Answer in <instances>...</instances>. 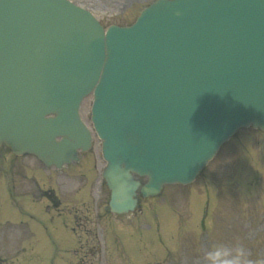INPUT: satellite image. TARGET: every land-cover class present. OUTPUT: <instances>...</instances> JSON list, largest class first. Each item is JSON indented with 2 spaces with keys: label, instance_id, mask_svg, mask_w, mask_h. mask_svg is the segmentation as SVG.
I'll return each mask as SVG.
<instances>
[{
  "label": "rangeland",
  "instance_id": "rangeland-1",
  "mask_svg": "<svg viewBox=\"0 0 264 264\" xmlns=\"http://www.w3.org/2000/svg\"><path fill=\"white\" fill-rule=\"evenodd\" d=\"M83 1L86 5L105 4V12L100 7L95 9L101 17L125 6L124 12L120 10L123 13L120 18L107 16L104 19L106 24L112 20L123 24L133 20L139 10L153 0ZM89 107L90 99H86L81 114L87 122ZM257 133L239 131L236 139L219 150L193 183L167 186L160 197L141 199L132 213L123 216L103 215L102 207L107 195L99 193L100 188L95 190L91 187L90 181L98 186L97 168L102 167L101 160L96 159L99 153L97 146L88 156L94 163L87 159L75 165L72 171L73 175L79 169L84 172L85 182L83 178L51 181L53 175L45 176L35 171L39 163L34 158H14L24 176L12 180L16 186L11 193L5 179L0 177V223H26L33 236L28 237L26 230L14 229L5 236V241L0 240V244L8 254L24 246L17 258L18 263L17 260L13 263L15 259L11 258V264H222L223 261L215 259L214 250L219 255L220 252L225 253L228 259H240L246 253L247 264H264V163L256 161L257 152V155L253 153V158L252 151L256 147L251 143L256 135L263 139L264 134ZM9 156L7 149H0L1 170L9 165ZM251 157L255 163L250 164ZM3 158H7L6 161ZM33 172L38 175L37 188L25 180V174L28 177ZM254 174L258 179L254 180ZM205 184L214 193L222 184L229 185V190L224 195L226 206L217 217L211 216L206 220L208 233H200L198 229L208 203L202 191L197 195L194 191L203 189ZM25 191L32 192L33 198L22 196L21 192ZM195 195L196 207L189 213ZM36 199L40 201L34 202ZM211 202L217 203L215 198H211ZM165 204H171L173 209ZM159 207H163L162 216L153 222L151 214ZM29 215L34 219L28 218ZM177 217L181 224L175 220ZM182 227L189 232L181 234ZM246 232L249 237L244 236ZM4 264H8L7 261Z\"/></svg>",
  "mask_w": 264,
  "mask_h": 264
},
{
  "label": "water",
  "instance_id": "water-1",
  "mask_svg": "<svg viewBox=\"0 0 264 264\" xmlns=\"http://www.w3.org/2000/svg\"><path fill=\"white\" fill-rule=\"evenodd\" d=\"M186 0H176L174 2L168 0H159L145 11L143 15H148L154 10L164 16L167 20H175L181 17L183 12L179 10L181 2ZM196 4V42L203 40L204 46H210L224 41L228 26L216 25L207 23L204 25L203 31H198L197 26L204 20L213 17L227 19L229 17H239L242 14L251 12L250 17H243L245 22L260 21V25L264 28V0H197ZM236 8V13L232 10ZM240 16V17H241ZM248 19H253L248 21ZM42 23V24H40ZM4 25L13 33L12 50L17 51V54L10 60V64L15 67V71L22 76L23 80H28L31 77L29 72L31 66L36 62L33 68H48L56 72L63 71V75L70 74L69 69L76 63L78 66L80 61L85 58V48L90 50L91 56L87 62H91V67L81 75L82 82L85 86L81 91L90 88L98 77L97 50L95 45L84 39L85 29L83 26H78V32L70 29V19L65 18L57 7L56 0H0V34H3L9 39V32L4 30ZM174 26V25H172ZM178 32L189 40H191L189 32L180 24H178ZM139 33V29L135 31ZM22 46L27 48L23 49ZM106 47V45H105ZM104 56V63L107 59ZM9 49L6 51L8 52ZM189 52L196 51V43L192 42L188 48ZM41 51V54H39ZM7 52L1 53L0 71H2ZM43 52V53H42ZM86 62V61H85ZM106 64V63H105ZM104 64V65H105ZM15 72V74H17ZM91 78L87 83L86 78ZM19 81L17 75H14ZM0 143L5 142L15 153L20 154L24 151L36 153L44 161L60 163L61 160L53 159L62 154L74 153L75 148L84 143V136L81 134L79 138L76 136L69 137L67 140H62L55 143L53 140L54 134H59L61 131L56 130L52 133V128L46 124V119L40 117L43 111H49L54 107L53 103H44L40 106H26L28 98L34 99L41 94L46 93L43 87H33L29 85L27 90L18 95V87L13 82L11 75L0 74ZM21 80V81H23ZM230 83V81H229ZM208 86L214 87L210 90H198L197 94L208 92L209 98L215 99L220 95L219 91H231L233 87L224 79H213V82ZM12 98L8 99L7 91ZM66 92L65 81L60 82L56 93L58 96ZM80 93L71 96L69 101V117L71 121L78 127L75 117V108L79 100ZM23 101L21 113L13 110L10 104H13L19 99ZM48 101V100H47ZM21 102V101H20ZM161 109L156 107L150 99L145 101L134 102L129 108V112L122 115L121 119L116 123V132L119 133L123 126L122 120L128 123L127 134L131 145V150L139 156L144 157L142 161L136 159L135 164L140 165V168H133L128 163H124L120 157L115 158V155L109 157V167L107 170V184L111 190L110 209L114 212H124L132 209L135 205L133 198L138 182L132 180L130 171L137 172L139 175L146 174L148 181L140 187V192L143 196L154 195L159 192L163 183L170 182L171 176L176 177V180L188 182L193 179L194 175L204 165L201 157L208 149V140L205 132L199 129L188 113H180L175 104L167 105L161 103ZM28 111H32L31 115ZM7 117V120H5ZM40 117V118H39ZM93 120L98 124H105L112 120L106 117L101 111L95 109ZM253 125L262 126L259 120H251ZM264 126V125H263ZM262 126V127H263ZM37 135L31 137L32 132H37ZM83 141V142H82ZM48 150V151H47ZM175 156L176 158H186L184 164L189 165L191 172L184 173L183 164L181 161L168 160V157ZM184 157V158H183ZM69 159V157H66ZM191 158V159H189ZM160 162H157V161ZM140 161V162H139ZM178 168L179 172L174 176V169Z\"/></svg>",
  "mask_w": 264,
  "mask_h": 264
},
{
  "label": "clouds",
  "instance_id": "clouds-1",
  "mask_svg": "<svg viewBox=\"0 0 264 264\" xmlns=\"http://www.w3.org/2000/svg\"><path fill=\"white\" fill-rule=\"evenodd\" d=\"M222 264H240L239 258L227 259Z\"/></svg>",
  "mask_w": 264,
  "mask_h": 264
}]
</instances>
